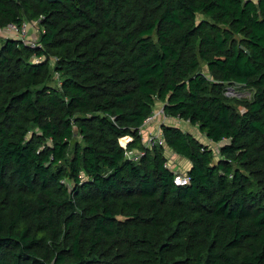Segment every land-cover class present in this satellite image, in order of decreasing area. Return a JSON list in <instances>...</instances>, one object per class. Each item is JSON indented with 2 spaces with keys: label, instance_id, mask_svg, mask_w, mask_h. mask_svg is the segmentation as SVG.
<instances>
[{
  "label": "trees",
  "instance_id": "16d2710c",
  "mask_svg": "<svg viewBox=\"0 0 264 264\" xmlns=\"http://www.w3.org/2000/svg\"><path fill=\"white\" fill-rule=\"evenodd\" d=\"M28 22L0 39V264H264V0H0ZM159 103L218 159L164 124L146 148Z\"/></svg>",
  "mask_w": 264,
  "mask_h": 264
},
{
  "label": "rangeland",
  "instance_id": "374dc122",
  "mask_svg": "<svg viewBox=\"0 0 264 264\" xmlns=\"http://www.w3.org/2000/svg\"><path fill=\"white\" fill-rule=\"evenodd\" d=\"M27 27L25 29L24 32L20 33L19 36H17V38H21L25 41H29L30 43L32 44H35L38 40V38L40 37V34H41V28H40V25L36 22V23H33V22H28L27 23ZM3 32L0 31V39H3L4 38V35L2 34ZM1 43V41H0ZM206 71V74H207V70H206V67L204 68V72ZM210 78V76H207ZM211 79V78H210ZM232 90V94H228V92ZM226 94L229 95V97L231 98H238V99H243L245 97H250L251 95H249L247 92L243 91V92H240L235 89H228V91H226ZM162 104H158V107L155 108V113H156V117L150 121L148 124H151V125H155V124H158V122H162L164 125H167V126H171V125H175V124H178V125H181V128L182 130H184V132L188 133L190 135H193V136H196L200 142L213 149L214 152H215V155H216V160L218 159V156L220 154V148H221V144H214L212 143L211 141L209 142L206 138V136L201 132V130L199 129L198 126H195V125H191L190 123L188 122H185V121H182L180 119H173V118H169L167 116H165L163 113H161V109H162ZM161 114H159V113ZM170 124V125H169ZM172 127V126H171ZM122 144L124 145V142L122 141ZM165 154L167 155V158L168 160L171 162L172 164V169L173 170H178L179 172L181 173H185L189 170L190 168V163L188 160L178 156V155H175L171 152V150L169 148H166L165 150Z\"/></svg>",
  "mask_w": 264,
  "mask_h": 264
},
{
  "label": "built area",
  "instance_id": "2783aa9c",
  "mask_svg": "<svg viewBox=\"0 0 264 264\" xmlns=\"http://www.w3.org/2000/svg\"><path fill=\"white\" fill-rule=\"evenodd\" d=\"M27 25L28 24H24L21 28H17L16 26H10L9 28H7L5 30H2V32H3L2 34L4 36H7V37H12V38H15V39H19V38H17V36H19L20 33L25 31ZM228 94H232V90H230L228 92ZM160 112L163 113V109H161ZM161 113H159V114H161ZM156 116L157 115L155 113L154 116H152L151 118H149L147 120L146 124H148L150 121H152ZM144 127L141 128V130H140V137L142 138V142H143V144L145 145L146 148L152 150V149H154L156 147H159V145L166 146L165 139H164V136H163V132H160L159 134L149 133L146 130H144ZM131 140H132V138H130V137H126L125 139H123L122 141L124 142V145L122 144V147L127 149V144ZM127 154L130 157H132L133 155H135L136 157H139V154H137V153L133 154V152H128ZM189 183H190V180L186 176V173L183 174V175H178L177 178L175 179V184L179 185V186H186Z\"/></svg>",
  "mask_w": 264,
  "mask_h": 264
},
{
  "label": "crops",
  "instance_id": "0c3cea01",
  "mask_svg": "<svg viewBox=\"0 0 264 264\" xmlns=\"http://www.w3.org/2000/svg\"><path fill=\"white\" fill-rule=\"evenodd\" d=\"M160 104V103H159ZM158 107V106H157ZM177 120V119H176ZM162 122H158V124H155L154 126L151 124H146V126L144 127V130H146L149 133H154V134H159L160 132H162L161 130V126H162ZM170 125V124H169ZM172 127H179L181 130V125L175 124V125H171ZM184 131V130H183ZM189 133V132H188ZM191 134V133H190ZM190 163V162H189ZM191 163H190V168H191ZM189 168V169H190Z\"/></svg>",
  "mask_w": 264,
  "mask_h": 264
},
{
  "label": "water",
  "instance_id": "95a60500",
  "mask_svg": "<svg viewBox=\"0 0 264 264\" xmlns=\"http://www.w3.org/2000/svg\"><path fill=\"white\" fill-rule=\"evenodd\" d=\"M49 3H56V2H61L62 0H47Z\"/></svg>",
  "mask_w": 264,
  "mask_h": 264
}]
</instances>
